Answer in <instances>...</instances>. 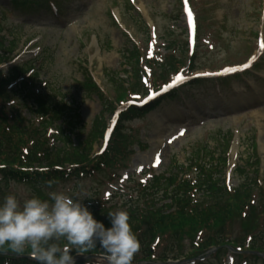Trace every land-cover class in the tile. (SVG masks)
Returning <instances> with one entry per match:
<instances>
[{
	"label": "rangeland",
	"instance_id": "rangeland-1",
	"mask_svg": "<svg viewBox=\"0 0 264 264\" xmlns=\"http://www.w3.org/2000/svg\"><path fill=\"white\" fill-rule=\"evenodd\" d=\"M59 1L63 6L59 11V18L47 9L13 10L2 13L7 20L0 18V27L11 30L19 26L20 41L16 50L18 62L39 57L36 67L43 68L38 73L40 81L49 82L56 90L59 88V94H63L65 100L75 99L77 103L81 102L80 116L84 124L81 139L87 137L94 118L104 113L107 122L110 113L103 110V100L100 101L96 94L85 96V89L80 82L84 76L91 75L102 95L112 100L117 81L110 80L111 74L126 69L121 52L131 47L129 39L137 44L143 54L151 50L156 54L158 63H148L153 68V73L166 68V63L169 68L172 56L186 61V52L175 53L169 46L170 42L174 45V41L181 46L186 42L185 34H181L184 28L182 10L176 0H133L138 11L128 14L123 11L122 0ZM262 2L263 0H191L197 25V46L194 69L186 75L192 77L200 72L236 66L255 54L257 37H264ZM6 7L7 0H0V9ZM109 13L118 18L122 29L113 24ZM143 21L151 26L148 35L151 38L148 40L143 31ZM123 30L129 38L123 34ZM141 64L142 60L139 62L140 67ZM104 70L111 73L110 77L104 74ZM171 74L172 72L169 75ZM219 88L222 89L220 98ZM189 94H195V105L200 109L201 114L196 119L180 116V113L187 114L189 107H194L186 98L184 102L174 104L162 101L155 109L125 122V143L124 146H119L125 153V168L100 167V170L94 171L90 176L57 182L53 186L42 188L40 192H33L28 186L14 183L6 187L0 182V202L9 194L15 195L21 203L32 195L46 199L49 191L56 190L84 198V203L90 206L99 202L121 209L119 207L122 203L135 196L132 190L139 182L151 174L166 172L172 162L183 165L182 171H187L188 175L195 174L186 169L190 163L192 148L206 145L220 155L222 143L216 139L219 133L223 136L228 130H234L238 137L236 150L233 152V143L230 148L229 161L231 162L232 152L234 159L233 166L230 165L226 171L228 187L236 185L240 174L234 167L236 164L242 166L247 155L252 158L250 162L259 159L261 169L264 157V53L253 64L251 72L243 77L201 83L199 87L192 86L187 95ZM141 97L142 95L138 100ZM209 100L214 101L210 112L205 110ZM86 109L89 110L85 112ZM19 112L25 118L31 117L25 109ZM12 115V112H7L5 117ZM158 124L161 125L160 129ZM159 131L161 133L157 135ZM99 147L100 143L93 144V152L97 153ZM253 169L249 168L246 172L252 176ZM261 173L259 178H262ZM154 198L159 199L160 196ZM155 204L156 207H162L165 213H171L167 208L168 201L161 199ZM261 219H258L254 234L261 228ZM237 224L238 222L229 234L234 241L242 237ZM209 234L203 231L193 239L184 236L177 240L160 236L158 243L151 246V253L157 260L165 255L170 258L173 250V256L182 261L194 249V241L207 240ZM256 239L257 237L255 241ZM224 257L226 254L214 257L211 255L201 264H224ZM244 258L245 256L235 257L230 261L232 264H262L258 260H243Z\"/></svg>",
	"mask_w": 264,
	"mask_h": 264
},
{
	"label": "trees",
	"instance_id": "trees-1",
	"mask_svg": "<svg viewBox=\"0 0 264 264\" xmlns=\"http://www.w3.org/2000/svg\"><path fill=\"white\" fill-rule=\"evenodd\" d=\"M9 3L15 9L44 7V2L39 0H10ZM126 6L131 8L127 3ZM0 18L6 21L5 16L1 15ZM19 39L18 28L10 30L0 27V65L13 61L12 55L18 47ZM137 57L138 52L135 50L128 54L125 60L128 64L136 66ZM38 61L40 58L0 71V109L3 108L0 110V182L6 187L12 183L22 184L30 187L33 192H40L42 188L50 187L49 184L53 186L71 177H79L91 169H97L100 164L118 165L123 155L119 152V138H124L121 136V125L115 128V137L104 154L94 156L92 146L100 141L106 127L103 117H96L87 137L81 139L84 125L80 119L79 105L75 99L65 100V96L59 94V88L56 90L49 82L40 81L38 73L43 68L36 67ZM174 64L177 67L174 68ZM182 65L173 59L169 69L176 70ZM131 71L132 77L138 79V68L132 67ZM104 74L110 77L111 73L105 70ZM111 75L112 81L113 74ZM158 78H162V75ZM18 79L21 80L13 88H8ZM155 80L156 78H153L152 82L155 83ZM80 85L85 89V96L98 95L99 100H103L104 110L109 111L113 110V104L119 105L129 93L136 91L137 80L128 88L121 85L114 101L110 103L103 99L90 75L84 76ZM15 101L18 103H14ZM21 109H26L31 118L26 119L20 115ZM7 112H12L13 115L5 117ZM138 112L131 107L123 116ZM49 129L54 130V134L48 137ZM231 138L229 131L223 136L218 134L216 141L222 143L220 155L206 145L192 148L190 163L186 168L190 171L194 169L192 179L184 177L188 172L182 171L183 166H171L166 176H154L149 183L136 190L139 191V197L126 201L121 209L97 203L96 208L91 210L94 217L103 221L106 226L108 212H127L130 226L140 245V253L137 252L133 257L132 264L150 260L149 248L157 236L175 240L184 236L193 239L203 231L210 233L207 240L198 243L190 252V256H199L213 247H219L215 254L218 256L221 251L227 252V246L264 252L261 248L263 246L255 247L264 237V225L258 240L254 239L249 248L238 246L236 241H229L228 232L234 220H239L241 231L247 236L256 231L258 219L264 215V183L258 180L259 159L256 158L255 162L250 163L251 156L247 155L244 166L238 168L240 178L237 186L229 190L224 184L226 152ZM251 166L254 167L252 176L246 173V168ZM196 194H200V197L196 198ZM255 194L258 201L256 205L253 203ZM158 196L159 199H153ZM161 199L169 201L167 208L171 213H165L162 207H156V201L160 202ZM60 243L63 244L64 241L61 240ZM29 255L28 248L18 254L4 246L0 248V264H35V261L27 258ZM83 255L102 256L103 253L97 248ZM166 259V256H163L159 260L164 262ZM76 264L100 263L92 260L79 261Z\"/></svg>",
	"mask_w": 264,
	"mask_h": 264
},
{
	"label": "clouds",
	"instance_id": "clouds-1",
	"mask_svg": "<svg viewBox=\"0 0 264 264\" xmlns=\"http://www.w3.org/2000/svg\"><path fill=\"white\" fill-rule=\"evenodd\" d=\"M84 200L56 190L22 203L6 195L0 202V248L18 254L28 248L35 264H76V255L99 248L100 264H132L140 245L127 212H108L106 226Z\"/></svg>",
	"mask_w": 264,
	"mask_h": 264
},
{
	"label": "bare ground",
	"instance_id": "bare-ground-1",
	"mask_svg": "<svg viewBox=\"0 0 264 264\" xmlns=\"http://www.w3.org/2000/svg\"><path fill=\"white\" fill-rule=\"evenodd\" d=\"M87 110H89V109H86L85 112H86ZM160 128H161V125L158 124V129H160ZM159 133H161V131L157 132V135H159Z\"/></svg>",
	"mask_w": 264,
	"mask_h": 264
},
{
	"label": "snow or ice",
	"instance_id": "snow-or-ice-1",
	"mask_svg": "<svg viewBox=\"0 0 264 264\" xmlns=\"http://www.w3.org/2000/svg\"><path fill=\"white\" fill-rule=\"evenodd\" d=\"M177 79H179V77H177Z\"/></svg>",
	"mask_w": 264,
	"mask_h": 264
}]
</instances>
